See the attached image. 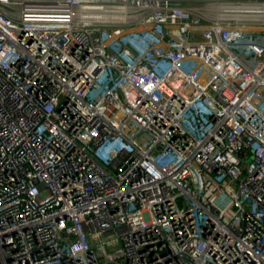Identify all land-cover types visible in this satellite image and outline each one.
I'll return each instance as SVG.
<instances>
[{
    "label": "built area",
    "instance_id": "1",
    "mask_svg": "<svg viewBox=\"0 0 264 264\" xmlns=\"http://www.w3.org/2000/svg\"><path fill=\"white\" fill-rule=\"evenodd\" d=\"M0 264H264V0H0Z\"/></svg>",
    "mask_w": 264,
    "mask_h": 264
}]
</instances>
